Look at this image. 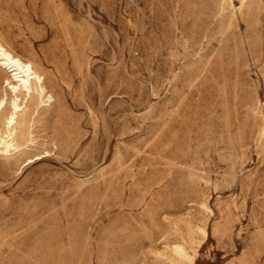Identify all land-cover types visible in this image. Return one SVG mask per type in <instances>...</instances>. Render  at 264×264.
<instances>
[{"label": "rangeland", "instance_id": "374dc122", "mask_svg": "<svg viewBox=\"0 0 264 264\" xmlns=\"http://www.w3.org/2000/svg\"><path fill=\"white\" fill-rule=\"evenodd\" d=\"M0 36L54 94L0 264H264V0H0Z\"/></svg>", "mask_w": 264, "mask_h": 264}, {"label": "bare ground", "instance_id": "6f19581e", "mask_svg": "<svg viewBox=\"0 0 264 264\" xmlns=\"http://www.w3.org/2000/svg\"><path fill=\"white\" fill-rule=\"evenodd\" d=\"M239 1L245 5L250 0ZM53 99L54 94L46 85L45 73L38 63L19 54L0 36V153L6 159H18L34 149L36 109L49 105ZM261 132L264 137V124ZM203 207L209 209L206 203ZM200 231L207 236V229L200 227ZM171 250L179 258L193 263L183 243L172 244Z\"/></svg>", "mask_w": 264, "mask_h": 264}]
</instances>
